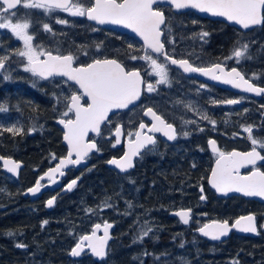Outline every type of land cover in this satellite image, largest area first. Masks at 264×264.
<instances>
[{
  "label": "flooded vegetation",
  "instance_id": "obj_1",
  "mask_svg": "<svg viewBox=\"0 0 264 264\" xmlns=\"http://www.w3.org/2000/svg\"><path fill=\"white\" fill-rule=\"evenodd\" d=\"M75 2L76 0H72V3ZM92 2L93 0H89L88 5ZM153 8L164 13L165 24L161 27L163 33L162 41L165 52L172 59L187 60L193 67L205 69L220 64L224 69V73L230 72L232 68H236L245 80L259 86V88H264V74L259 70L261 66H264V63L262 62L263 60L258 59L264 55L257 54L252 50L251 31L237 29L223 21L204 18L193 10L176 12L172 6L166 4L155 5ZM41 10L47 9L41 8ZM51 12L53 13L51 15L52 18L49 19L51 25H48L51 30H46L44 25H42L35 31L37 35L35 41L39 43L40 60H43L49 52L61 56L73 55L76 57L73 67L87 65L95 59H116L124 66L125 70L138 71L143 77V97L137 106L114 114L104 124L100 134L90 138L97 142L99 151L94 152L88 157L89 164L87 167L80 169L73 167L69 169L61 180V187L56 190L48 189L37 199H32L27 197L25 192L34 186L47 170L53 168L61 157L66 156L68 153V147L63 143L64 131L58 126L56 120L58 118L72 119L74 118V114L68 113L67 116L62 115L57 117L55 124L61 132V141H41L43 152L41 159L43 162L39 164L40 168L34 182L23 192L24 197L28 200L25 205L33 207L37 203L46 208L47 212H53L52 210H54L57 204L59 195L67 193L63 192V188L71 180L75 178L80 180L87 168H90L88 171L90 173L93 168L98 167L99 162L102 160L109 167V160L112 157L123 156L126 152V142L135 140V134L141 131L139 126L143 123L147 127L143 129L142 134L153 136L156 144L148 146L140 154L136 160V166L146 156L153 160L159 154L176 153L183 164L182 170L184 172L190 169L194 176L207 178V180L201 181L198 187L187 186V188H181L182 194L188 195V193H191L195 189L199 195L196 193L195 198L182 195L181 200H183V203L175 204L170 208V219L164 211L159 213L163 218H157L165 227L169 223L168 228H171L170 223L172 221L177 226L176 231L186 232L190 230L198 235L200 239L199 255H187L189 251L183 250L184 244L182 247L179 244L183 236L175 237V240L167 238L164 240V243L170 241L172 248L164 251L149 252L152 255L160 254L162 257L167 258V260H151L148 256V261L146 260V263L143 262V264H216L217 249L219 247H224L226 243L232 240L234 242L235 239L246 240L248 243L252 238L250 235L240 234L234 230L226 240L219 242L208 240L200 235L199 229L211 221L227 220L232 225L240 216L254 213L257 216L258 236L264 234V202L246 198L242 195L219 196L216 189L209 184V177L219 158L218 154L213 152L210 146L211 139L216 140V147L222 152H249L252 150L253 145L248 139L249 133L244 131V129L251 127L252 137L257 141H264V93L260 96H254L232 88L223 87L215 83L217 79H213L212 76H210L211 80H208L199 78L194 72H184L178 65L171 64L170 60H166L164 56L153 52L138 37L110 27H102L88 20L87 17H81V20L70 17L68 18V25L67 23L66 25L60 23L59 25L57 18L68 12L59 9L52 10ZM62 17L67 21V16ZM190 28H196L199 30L198 33L202 34L206 32L208 35L197 36V34L196 37L189 38L182 34L183 31ZM212 30L215 33L213 36L210 33ZM98 45L100 46L99 48L97 47ZM243 45H247V51L244 55L240 58L233 56L234 50L241 48ZM146 52L153 59H156L158 63L166 64L168 71L167 83H158L160 77L152 71L149 61L140 59ZM252 55L255 59L252 58ZM132 56H136L137 59H131ZM228 57L232 58L228 59ZM252 60L255 61L252 62ZM5 65H8V62H5ZM254 72L259 73V75ZM224 73L217 71L215 75L221 77L224 76ZM34 78L38 80V86L34 91L42 96L51 95L53 97L52 108L55 111L66 112L68 104L66 98H70L73 94L79 95L83 93L77 84L64 76H53L48 79L34 76ZM148 84L154 86V91H147ZM3 93L6 94L4 90L0 89V94ZM227 100H238L239 103L227 104L225 103ZM213 101L216 103H213ZM88 102L89 100L86 97L82 98V104L86 106ZM149 108L161 116L167 124L175 127L177 136L174 141L168 142L162 134L148 131L154 123L146 115ZM205 115L208 119L203 118ZM193 119L194 123L189 121ZM210 121H215V124H212ZM110 122L114 123L113 127L115 128L113 133L105 139L102 133ZM118 126H122L123 130L122 140L119 144L116 143L117 138L114 136V132ZM44 129V133L48 132V135L51 133L50 124L44 127ZM185 132L188 133V137L185 136L184 139L182 136ZM59 142L64 147V154L62 155L59 154V145H61ZM257 151H260L261 155H264V149H260L257 146ZM53 154L56 159L52 158ZM23 162L25 163V167L22 169L20 177L22 172L28 168L26 162ZM110 169L120 175L127 176H130L134 171L122 173L115 169ZM256 169L264 172V161L258 160L255 166H244L239 173L241 175H248ZM51 182V180H42L40 184L41 186H45ZM201 196H204L205 199L202 200ZM52 197H55L56 202L52 208H48L47 201ZM188 198L191 200H188ZM236 199H242L247 202L246 211L243 213L236 210ZM181 208L192 209V221L188 226H185L178 217L171 216L173 211ZM123 214L124 212L122 211L118 214L117 218H120V220L115 217L110 219L108 217L102 221H97L86 232L90 233L94 225L98 223L109 221L114 224L115 227L112 231L114 239L109 244L107 257L99 261L91 255L90 251H87L83 254L82 258L85 256L89 257L93 261V264H106L107 262L108 264H126V261L118 259L128 253L127 250H120L118 248L119 244L125 241L122 232L129 225V223L125 222ZM197 218L202 223L197 228L192 229L191 227L198 225L194 223V220ZM133 232L134 229L131 228L129 233ZM166 235L170 237L172 234L170 232L166 233ZM82 236L73 243L71 248ZM148 237L154 238L155 235L151 233ZM140 250L137 248L133 249V252H130L140 254ZM82 258L75 261L79 262ZM129 264H137V261L130 260Z\"/></svg>",
  "mask_w": 264,
  "mask_h": 264
},
{
  "label": "snow or ice",
  "instance_id": "obj_2",
  "mask_svg": "<svg viewBox=\"0 0 264 264\" xmlns=\"http://www.w3.org/2000/svg\"><path fill=\"white\" fill-rule=\"evenodd\" d=\"M158 0H93V2L85 6L80 0L72 3L71 0H0V29H10L16 38L24 42V49L17 50L16 55L26 57L28 64L25 71L31 72L34 76L42 79L59 75L67 77L70 81H75L79 88L83 90L82 94H73L68 100L67 111L63 116L68 113L74 114V119H61L60 124L64 125L67 129L63 139L69 146L67 157L60 159L56 168L50 169L49 175L53 173H64L61 171L66 165H77L88 156L89 152L93 149L99 151L95 142H86V137L89 131L96 134L100 133V125L108 119V114L113 109L127 108L133 101L138 100L141 94V85L144 83L138 71L125 70L124 66L115 59H95L92 63L73 67L76 57L73 55H56L53 56L50 52L47 53L46 60H40L32 47L33 36L28 33L29 22L24 19L16 17V12L12 11L17 9V6L23 8H44L49 12L55 9L69 12L73 16L87 17V19L96 21L98 24H116L123 25L132 29L143 37L145 44L153 52L159 53L164 56L166 60H170L171 64L179 65L184 72H201L204 75H212L213 79H221L220 76L215 75L217 71L224 73V69L220 64L214 65L212 68H197L193 67L187 60L172 59L164 50V44L161 43L160 37L162 35L161 25L165 24V16L162 11L153 8ZM170 2L177 9L194 8L202 12L211 13L214 16L224 17L228 21H234L242 25L244 29H248L254 25L264 24V0H170ZM16 17L17 22L13 23V18ZM59 23H67V21H58ZM46 30H51L48 25H44ZM208 33H202V36H207ZM100 47L99 45L97 46ZM131 47V45H129ZM247 51V45L234 50L233 56L240 58ZM42 54V53H41ZM232 57H228L231 59ZM8 57H0V70L5 69V60ZM131 59H137L132 56ZM149 61L152 71L160 77L158 83L168 82V71L166 64L158 63L151 55L145 53L140 57ZM10 76H5V79H10ZM224 83L233 84L236 87L244 86L247 92L257 94L264 93V88H259L245 80L236 68H232L230 72L224 73ZM147 91H154L152 84L147 85ZM89 98L90 102L85 106L81 103L82 98ZM213 103H216L213 101ZM227 104L239 103L238 100H227ZM0 110H4L0 108ZM147 115H151L155 123L148 129L149 132H162L169 140L176 139V131L171 124H167L160 116L148 109ZM204 119H208L205 115ZM215 124V121H210ZM140 130L135 134V141H129L128 152L121 160L112 159L110 164L116 165L121 171H126L134 166L133 157L140 154V150L146 145H155L156 140L153 136L142 134L143 129L147 126L143 123L140 124ZM14 134H19L21 129L9 128L6 129ZM244 131L249 133L248 139L251 141L252 150L245 153L229 152L225 153L216 147V142L210 141L213 152L218 154L216 161V168L212 171L211 183L217 191L227 194L228 192L242 193L245 196H260L264 197V172L259 169L254 170L251 175L241 176L239 169L246 165L255 166L257 161H264V155L257 151V146L264 149V141H257L251 135L252 128L247 127ZM119 144V137L121 136V129L117 128L115 133ZM188 135L187 132L184 133ZM75 154V159L73 155ZM56 159L55 155L52 156ZM4 167L9 172L16 173L20 164L6 160ZM41 180L44 177L40 178ZM76 184V180L71 181L67 188L71 190ZM41 187L38 180L34 188L29 189V192L35 194ZM203 191V189H201ZM201 199H205L201 196ZM55 201V197L47 201V205L51 207ZM131 207V204H129ZM191 210H181L175 214L180 217L184 224L189 223ZM254 217L247 216L237 219L234 227L240 228L244 232H256L257 229L254 225ZM241 221H245L243 225ZM47 224L48 221H44ZM101 225H95V229H100ZM111 225L105 224L104 237L100 238L101 243L99 246L91 243L92 237L95 236L93 231L92 236H83L80 238V243H77L75 248L72 249L71 255L78 256L83 250L82 245L84 241H89V247L92 252L103 258L106 253L104 245L107 242L108 229ZM211 229V231H209ZM152 229L149 228L144 231L143 235L147 236ZM199 231L205 235L210 236L213 240H218L222 236L227 235L230 231L228 221L223 223L214 222L212 225H205ZM12 235V233H8ZM183 245H181L182 247ZM17 247L24 248L26 245L18 244ZM238 264V262H234Z\"/></svg>",
  "mask_w": 264,
  "mask_h": 264
},
{
  "label": "trees",
  "instance_id": "obj_3",
  "mask_svg": "<svg viewBox=\"0 0 264 264\" xmlns=\"http://www.w3.org/2000/svg\"><path fill=\"white\" fill-rule=\"evenodd\" d=\"M258 30H264V25ZM210 33L211 36L215 34L213 30ZM37 86L36 78L29 85H0L6 93L0 94V108L4 109L0 110V154L14 156L28 165L21 177L14 179L3 171L0 164V264H93L87 256L76 262L70 258L69 251L94 223L108 217L120 220L112 211L125 212L129 203L136 207L145 206L146 210L155 209L158 205H172L169 202L173 196L176 198L173 205L182 204L179 196L195 198L198 194L195 189L188 195L182 194V187L186 184L198 187L201 181L207 180L194 176L190 169L184 172L183 167L173 173L164 171L160 163L154 162L159 156L170 154H159L153 160L146 157L130 176L114 172L102 160L90 173V168L83 172L80 183L73 190L59 195L53 212H47L37 203L27 207L28 200L23 192L34 182L39 164L43 162L41 140L61 141L55 120L63 113L53 110L51 95L42 96L34 91ZM49 124L51 133L48 135V132L44 133V127ZM9 128L22 131L14 134L6 130ZM59 143V154L62 155L64 147ZM167 159L161 157L165 163H168ZM129 187L139 189V192H131ZM235 202L237 211H246V201L236 199ZM125 217V222L132 223L133 215ZM167 217L170 219L169 215ZM44 221L48 223L44 224ZM9 232L12 235H8ZM123 243L129 244L130 241ZM18 244L26 247H17ZM126 250L125 258L119 260L129 264L134 253L131 255L132 248ZM216 259V264H232V259L238 264H264V234L252 237L248 243L238 239L226 243L217 252Z\"/></svg>",
  "mask_w": 264,
  "mask_h": 264
},
{
  "label": "rangeland",
  "instance_id": "obj_4",
  "mask_svg": "<svg viewBox=\"0 0 264 264\" xmlns=\"http://www.w3.org/2000/svg\"><path fill=\"white\" fill-rule=\"evenodd\" d=\"M23 2H26V0H23ZM80 2L85 6H88L89 4V0H83ZM15 12H16V17L21 18V22H23L24 19H26L29 22L30 26L27 31L30 35L33 36V40L31 43H32V47L34 51L37 54H39V49H38L39 43L35 41V38L37 36L35 31L36 29H39L40 26L42 25H51L49 19L52 18L51 15L53 13L51 11L49 12L48 10L43 11L41 10V8H23L22 6ZM62 16H67V19H66L67 25H68V18L70 17H75V18H78L79 20L82 19L80 16H73L68 12L67 14H64V15L62 14L61 17L57 18V20L65 21ZM16 17L13 18V23L17 22ZM58 24L60 25V23ZM61 24L66 25V23H61ZM258 29L259 28L251 31V35H250L251 48L257 54L264 55V30H258ZM198 32L199 30H197L196 28H190V29L183 31L182 34L186 35L189 38H193V37H196L197 34H198L197 36L202 35ZM23 49H24V42L16 38L15 35L10 31V29H0V57H5V56L8 57V59L5 60V62H8V65H5V69L0 70V85L4 84V86H11V83L14 85L33 84L34 75L31 72L25 71V68L28 64L27 58L16 55L17 50H23ZM252 58L255 59L253 55H252ZM258 59L263 60L262 62L264 63V56ZM253 61L255 60H252V62ZM259 70H261L262 74H264V66H261ZM256 74L259 75V73H256ZM5 76H10L11 78L5 79ZM3 114H6V113H3ZM189 121L194 123V119L192 121L191 120ZM113 125L114 123L110 122V124H108L105 127V130L102 133L103 138L107 139V137L113 133L114 128H115L113 127ZM182 137L185 139V135H183ZM186 137H188V135ZM161 157L168 158L167 159L168 163L161 161ZM145 158L143 159V161L145 160ZM154 162L160 163V165L163 166L164 171L169 170L172 173H173V170L177 171L181 169V167H183L180 157L176 153H171L169 156H159ZM94 184H96V182H94ZM185 188H187V184ZM129 189L131 192H134V193H136L137 191L139 192V189H136L133 187H129ZM176 190L177 189L175 187L174 191ZM175 200H176L175 197L170 196L169 204L173 205ZM188 200H191V199L188 198ZM172 205L170 206L158 205L159 206L158 208H155V209L148 208L147 210L145 206L136 207V205L131 204V207H129V205H127V209H125V212H124L125 216L133 215V219H132V223H130L126 227V229L122 232V236L124 237L125 240L130 241V243L124 244L122 242L119 244L118 248L120 250H126L129 248L141 249L140 254H134L133 256V261L134 260L137 261V264H143V262L146 263V260L148 261V256L150 257L151 260H154V259L158 261L164 260V259L167 260V258H165L164 256L162 257L160 254L152 255L149 252H152V251L157 252L158 250L164 251L169 248H172V243H170V241H168L167 243H164V240L167 238H169L170 240H175V237L183 236L180 239L179 244L180 245L184 244V247L182 248L183 250L189 251L187 255L188 256L199 255L198 250L200 248L199 246L200 239L198 235L194 234L193 231H190V230L186 232L176 231L177 226L174 223L173 224L170 223L171 228H168L169 223L166 224L168 226L165 227L163 226V224L159 222V219H157L158 217H162V215L159 214L160 212L164 211L167 215H169L170 213L169 210L170 208H172ZM119 213L120 212L118 210L116 211L113 210L112 212V214H116V215H118ZM125 216L123 215V218H126ZM199 220H200L199 218L194 220V223L198 225L195 227H191L192 229L197 228L199 225H201L202 221L199 222ZM124 226L125 225L123 222V227ZM131 228L134 229L133 233H129ZM149 228H151L152 230L148 233L147 236H144L143 235L144 231H147V229ZM170 232L172 235L168 237L166 233H170ZM151 233L155 235L154 238L148 237ZM162 245L165 247H163ZM220 251H221V247L217 249V252H220ZM122 252L125 253L124 251ZM131 255H133V253ZM119 258L124 259L125 257H119ZM234 262H235V259H232L231 263L233 264ZM106 264H108V262Z\"/></svg>",
  "mask_w": 264,
  "mask_h": 264
},
{
  "label": "water",
  "instance_id": "obj_5",
  "mask_svg": "<svg viewBox=\"0 0 264 264\" xmlns=\"http://www.w3.org/2000/svg\"><path fill=\"white\" fill-rule=\"evenodd\" d=\"M71 2H72V0H71ZM159 4H166V5H170V6H172V8H173V10L174 11H176V12H185V11H189V10H193V11H195V12H197L200 16H202V17H204V18H209V19H211V20H214V21H223V22H225V23H227V24H229V25H232V26H234L235 28H237V29H240V30H244V31H250V30H252V29H254V28H256V27H260V26H262V25H254V26H251V27H249L248 29H244L243 27H242V25H239V24H237L236 22H234V21H228L226 18H224V17H219V16H214V15H212L211 13H208V12H202V11H200L199 9H194V8H191V7H189V8H184V9H177L171 2H170V0H158V2L156 3V4H154L153 5V7L155 6V5H159ZM20 8V6L18 5L17 6V9H15V10H18ZM15 10H12V11H15ZM89 20V19H88ZM90 21H92V20H90ZM93 23H95V24H97V25H100V26H102V27H110V28H113V29H116V30H118V31H121V32H124V33H129V34H131V35H134V36H136V37H138L139 39H141V40H143L144 41V39H143V37L142 36H140L138 33H136V32H134L132 29H130V28H127V27H125V26H123V25H116V24H103V25H101V24H98L96 21H92ZM163 25H161V27H162ZM161 32H162V30H161ZM162 38H163V33H162V35H161V37H160V40H161V43H163V41H162ZM52 54V53H51ZM156 54H159V53H156ZM53 56H56V55H54V54H52ZM47 59V54L45 55V58L43 59V60H46ZM109 59H112V58H109ZM116 60V59H115ZM179 66V65H178ZM180 67V66H179ZM194 74L196 75V76H198L199 78H202V79H208V80H211V77L210 76H212V75H204L203 73H201V72H194ZM55 76H59V75H55ZM141 76V75H140ZM53 77V76H52ZM49 78H51V77H49ZM67 78V77H66ZM141 78H142V80H143V82H144V79H143V77L141 76ZM68 79V78H67ZM223 80H224V76H221V79H219V80H216L215 81V83H217V84H219V85H221V86H223V87H227V88H232V89H235V90H237V91H240V92H245V93H249V94H251V95H254V96H260L261 94H257V93H253V92H247V91H245L244 90V86L242 85L241 87H236L235 85H233V84H227V83H224L223 82ZM73 83H75V81H72ZM251 83V82H250ZM76 84V83H75ZM251 84H253V83H251ZM78 85V84H77ZM254 85V84H253ZM79 86V85H78ZM254 86H256V85H254ZM143 87H144V83L141 85V94H140V97H139V99L138 100H135V101H133V103H131V104H129L128 105V107L127 108H122V109H113L111 112H109V114H108V119L107 120H105L104 121V123H102L101 125H100V132H101V130H102V128H103V126H104V124L114 115V114H116V113H118V112H120V111H123V110H129V109H131V108H133L134 106H137L139 103H140V101L142 100V97H143ZM256 87H259V86H256ZM82 90V89H81ZM83 91V90H82ZM87 98V97H86ZM88 100H89V98H87ZM89 102H90V100H89ZM147 111H148V109H147ZM153 111V110H152ZM153 112H155V111H153ZM147 113V112H146ZM147 115V114H146ZM158 115V114H157ZM147 116H149V118H151L152 120H153V118H152V116L151 115H147ZM159 116V115H158ZM161 117V116H160ZM162 118V117H161ZM61 119H64V118H59V119H57V124H58V126L64 131V134H63V137H64V135H65V132L67 131V129L64 127V125H62V124H60L59 123V121L61 120ZM72 119H74V118H72ZM163 119V118H162ZM66 120V119H65ZM164 120V119H163ZM154 121V120H153ZM165 121V120H164ZM166 122V121H165ZM154 123H155V121H154ZM173 126V125H172ZM174 127V126H173ZM117 128H120L121 129V136L119 137V140H120V143H121V140H122V134H123V130H122V126H118ZM174 129H175V127H174ZM176 131V130H175ZM115 133H116V130H115V132H114V136L116 137V135H115ZM156 133H159V134H162V136L165 138V139H167L168 140V142H172V141H174V140H169L162 132H156ZM100 134V133H99ZM99 134H96V133H94V132H91V131H89V133H88V135H87V137L85 138L86 139V142H95L96 143V145H97V148H98V144H97V142L95 141V140H91L90 138L92 137V136H97V135H99ZM176 136H177V133H176ZM117 138V137H116ZM214 139H211L210 141H213ZM135 141V140H134ZM133 141V142H134ZM214 141H216V140H214ZM63 143L68 147V151H69V146H68V144H67V142L63 139ZM148 146H150V145H146L144 148H142L141 150H140V154L148 147ZM210 146H211V148H212V145H211V143H210ZM128 149H129V141H127L126 142V152H125V154L128 152ZM97 150H95V149H93L91 152H89V154H88V156L87 157H85L84 158V160H82L81 161V163H79V164H77V165H66L64 168H62L61 169V171L64 173L63 175H60V173H53V174H51V177H49V175H46L47 173H49V171H50V169L49 170H47L41 177H44V179H42V180H51L52 182L51 183H49V184H46L45 186H41L40 187V189H39V191L38 192H36L35 194H33V193H31V192H29V189H31V188H34L35 186H36V184L34 185V186H32V187H30L26 192H25V195L27 196V197H30V198H32V199H37L39 196H41L42 194H43V192H45V191H47L48 189H51V190H56V189H58L59 187H61V185H62V183H61V180L64 178V176L66 175V172L69 170V169H71V168H73V167H75V168H77V169H80V168H82V167H86V166H88V164H89V160H88V157L91 155V154H93L94 152H96ZM234 152H240V151H234ZM240 153H243V152H240ZM124 154V155H125ZM140 154L138 155V156H136V157H133V164H134V166L132 167V168H130V169H127L126 171H121V169L120 168H118L116 165H113V164H110L109 163V166H110V168H112V169H115V170H117V171H119V172H123V173H127V172H130L131 170H133L135 167H136V160H137V158L140 156ZM124 155L123 156H121V157H112L110 160H112V159H116V160H121L123 157H124ZM0 157H4L6 160H12V161H15V162H17V163H19L20 164V167L18 168V170H17V172L16 173H12V172H9L8 171V169L6 168V167H4V161L3 160H0V164H1V166H2V168H3V170H4V172L5 173H7L9 176H11V177H13V178H16V179H18L19 177H20V174H21V171H22V169L25 167V163L22 161V160H18V159H16L15 157H12V156H7V155H2V154H0ZM65 157H67V155L66 156H63V157H61L60 159H63V158H65ZM73 159H75L76 157H75V154L73 155V157H72ZM60 159H59V161H60ZM109 160V161H110ZM59 164V162L53 167V168H56L57 167V165ZM246 166H248V165H246ZM53 168H51V169H53ZM216 168V164H215V167L213 168V169H215ZM243 167H241L240 169H239V171L242 169ZM240 174V173H239ZM241 175V174H240ZM248 175H251V174H248ZM241 176H246V175H241ZM40 177V178H41ZM39 178V181L41 182L42 180ZM211 179H212V173H211V176L209 177V184L212 186V183H211ZM73 180H76V184L73 186V188L79 183V179L78 178H75V179H73ZM73 180H71V181H73ZM71 181L69 182V183H71ZM68 183V184H69ZM67 184V185H68ZM67 185L63 188V192H68V191H70L68 188H67ZM213 187V186H212ZM72 188V189H73ZM71 189V190H72ZM216 189V188H215ZM217 191V190H216ZM217 193L219 194V196H223V197H226V196H230V195H242V196H244V197H246V198H251V199H257V200H260V201H262V202H264V197H260V196H245V195H243L242 193H237V192H234V191H232V192H228L227 194H225V193H223V192H219V191H217ZM53 198V197H52ZM52 198H50V199H52ZM49 199V200H50ZM55 202H56V199H55V201H54V203H53V205L51 206V207H49L48 205H47V207L48 208H52L53 206H54V204H55ZM181 210H189L188 208H181V209H178V210H176V211H173L172 213H171V216L172 217H178L179 219H180V217L179 216H177L175 213L176 212H178V211H181ZM191 210V212H190V217H189V223L188 224H184L183 223V221L181 220V222L185 225V226H188L190 223H191V221H192V209H190ZM247 216H253L255 219H254V225H255V227H256V229H257V231L256 232H244V231H241L240 230V228H237V227H234L233 225H234V223L231 225L229 222H228V225H229V228H230V231L227 233V235H225V236H222L220 239H218V240H213L210 236H205V235H203L200 231V234H201V236L202 237H204V238H206V239H208V240H211V241H213V242H219V241H223V240H226L227 238H228V236H229V234L232 232V231H237L238 233H240V234H246V235H250V236H252V237H256V236H258V234H259V229H258V222H257V216H256V214H254V213H249V214H246V215H243V216H240L239 218H241V217H247ZM239 218H237V219H239ZM214 222H218V223H223L224 221H211V222H208V223H206L205 225H212ZM244 223H246L245 221H241V224L243 225ZM99 225H101V227H100V229H95V225H94V227H93V229H92V231L90 232V233H86V234H84L83 236H92V234H93V231H95V236H93L92 237V241H91V243H93V244H95L96 246H99L100 245V243H101V239L100 238H103L104 237V226H105V224H108V225H111V227L108 229V237H107V242H106V244L104 245V249H105V253H106V255L103 257V258H101V257H98V256H96L93 252H92V250H91V248L89 247V241H84L83 242V245H82V251L80 252V255H78V256H73V255H71V251H72V249L73 248H75V246H76V244L77 243H80V239L78 240V242L71 248V251H70V257L72 258V259H74V260H79V259H81L82 258V256H83V254L85 253V252H87V251H90V253H91V255H93L94 257H95V259L96 260H103V259H105L106 257H107V255H108V249H109V244L112 242V240L114 239V237H113V234H112V231H113V229H114V224L112 223V222H109V221H106V222H104V223H98ZM97 225V224H96ZM204 225V226H205ZM204 226H202V227H204ZM201 227V228H202ZM209 231H211V229H209ZM82 236V237H83Z\"/></svg>",
  "mask_w": 264,
  "mask_h": 264
},
{
  "label": "bare ground",
  "instance_id": "obj_6",
  "mask_svg": "<svg viewBox=\"0 0 264 264\" xmlns=\"http://www.w3.org/2000/svg\"><path fill=\"white\" fill-rule=\"evenodd\" d=\"M137 167V166H136ZM136 169V168H135ZM162 213V212H161ZM58 221V220H57ZM50 232V231H49ZM48 232V233H49ZM9 233H11V232H9ZM48 241V240H47ZM40 242V241H39ZM42 242V241H41ZM49 246V245H48ZM36 247H38L37 245H36ZM40 247V246H39ZM53 248V247H52ZM57 248V247H56ZM45 249V248H44ZM57 249H59V248H57ZM46 251V250H45ZM62 251V250H61ZM66 251V250H65ZM41 252V251H40ZM47 252V251H46ZM42 254V253H41ZM47 255V254H46Z\"/></svg>",
  "mask_w": 264,
  "mask_h": 264
}]
</instances>
